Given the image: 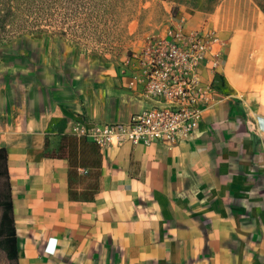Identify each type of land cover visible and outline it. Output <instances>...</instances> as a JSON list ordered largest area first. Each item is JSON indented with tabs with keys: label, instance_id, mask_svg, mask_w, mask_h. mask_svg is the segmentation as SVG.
<instances>
[{
	"label": "crops",
	"instance_id": "1",
	"mask_svg": "<svg viewBox=\"0 0 264 264\" xmlns=\"http://www.w3.org/2000/svg\"><path fill=\"white\" fill-rule=\"evenodd\" d=\"M252 2L172 23L226 45L220 72H202L218 103L172 145L104 147L74 132L151 106L125 65L109 84L54 74L23 87L0 74L18 264H264V13Z\"/></svg>",
	"mask_w": 264,
	"mask_h": 264
},
{
	"label": "built area",
	"instance_id": "2",
	"mask_svg": "<svg viewBox=\"0 0 264 264\" xmlns=\"http://www.w3.org/2000/svg\"><path fill=\"white\" fill-rule=\"evenodd\" d=\"M125 60L128 87L151 106L123 124L80 125L74 132L104 147L124 142L170 145L195 133L205 111L218 103L219 86L205 71L217 75L224 66L226 45L217 32L172 24L165 37L144 41ZM122 74H125L123 70Z\"/></svg>",
	"mask_w": 264,
	"mask_h": 264
},
{
	"label": "rangeland",
	"instance_id": "3",
	"mask_svg": "<svg viewBox=\"0 0 264 264\" xmlns=\"http://www.w3.org/2000/svg\"><path fill=\"white\" fill-rule=\"evenodd\" d=\"M220 1L122 0L110 32L96 45L97 49L91 46L95 51H86L82 45L57 35H18L0 44V74L6 77L7 83L21 80L23 87L32 83L46 86L54 74L58 76V85L73 76H80L82 81L109 84L110 72L117 73L129 54L147 39L165 37L179 14L188 10L210 12ZM247 1L264 6V0ZM257 10L262 12L259 7ZM0 264H8L3 256Z\"/></svg>",
	"mask_w": 264,
	"mask_h": 264
},
{
	"label": "trees",
	"instance_id": "4",
	"mask_svg": "<svg viewBox=\"0 0 264 264\" xmlns=\"http://www.w3.org/2000/svg\"><path fill=\"white\" fill-rule=\"evenodd\" d=\"M122 0H0V44L18 35L52 34L95 51L118 17ZM264 13V6L256 2ZM95 48H93V47ZM0 257L18 264L7 152L0 149Z\"/></svg>",
	"mask_w": 264,
	"mask_h": 264
}]
</instances>
